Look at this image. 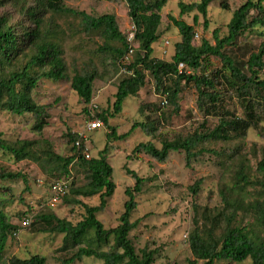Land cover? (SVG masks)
Listing matches in <instances>:
<instances>
[{"label": "trees", "instance_id": "16d2710c", "mask_svg": "<svg viewBox=\"0 0 264 264\" xmlns=\"http://www.w3.org/2000/svg\"><path fill=\"white\" fill-rule=\"evenodd\" d=\"M65 1L0 0V8L15 5L19 8L22 18L21 21L13 23L9 17L0 16V111L12 116H30L33 119L31 129L38 134L48 120L45 107L32 100V93L38 83L43 80L67 81L71 90L87 105L92 100L94 82L100 77L99 70L92 64L74 67L73 75L68 76L57 32L52 30L50 20L45 21L47 14L72 16L79 20L85 33H98L104 41L98 51L106 54L114 64L129 50L127 37L119 31L113 15L92 17L66 7ZM106 1H123L126 4L127 16L134 26V38L138 44L132 60L125 66L131 74L118 83L111 112L96 115L109 130L107 139L110 140L115 135L114 128L108 125V118L119 114L123 102L128 97L136 96L144 86L142 72L150 74L154 90L165 96L174 112L178 111L180 84L192 83L198 102H207L214 110L217 125L209 130L195 131L185 138L163 140L160 148L151 142L140 143L131 154L143 153L153 161L165 163L172 154L183 152L186 165L205 153L215 159L227 155L225 170L231 162L236 163L232 183L221 186L219 195L222 208L213 216L201 214L204 223L201 227L196 225L188 235L187 245L192 259H188L186 264H214L219 261L264 264V181L250 178L245 161L238 150L229 154L227 151L217 152L203 147L211 141L229 142L244 139L250 129H261L264 120V39L255 51L248 54L243 67L224 51L236 45L238 38L247 31L257 26L264 29V0H246L235 9L227 24V35L220 38L218 31H213V45L205 39H201L199 45H194L196 18L193 25H188L182 20L168 16L169 22L179 35L170 62L152 57V46L159 39L160 13L169 0ZM212 1L214 0H199L198 3L188 5L180 1L179 13L183 15L196 11L202 16L206 27L207 8ZM222 6L227 9V2L222 3ZM252 11L255 12L253 16L250 15ZM211 57L221 63V68L215 70L212 77L188 73L200 70L203 62ZM179 65H183V70L178 69ZM223 85H228L230 91L238 95L242 117L231 116L228 111H224L223 106H219L220 92L216 87ZM137 128L147 130L150 134L154 131L144 123H135L130 130ZM125 136H119L117 139H123ZM68 137L72 143L73 154L61 157L54 154L46 143L38 144L28 140L8 143L0 134V151L11 155L16 161L33 160L43 172L48 168L50 174L62 175L61 178L68 177L69 168L73 163L86 172L85 185L70 188L68 192L73 196V204L80 205L84 211V216L79 222L73 225L51 213H40L34 218L35 223L43 226L42 232L63 236L62 250H73L60 264H73L83 258H94L100 261V264H153L157 250L144 247L137 254L129 239L130 232L139 223V220L131 222L130 217L136 207L134 193L140 192L143 179L127 171L132 175L135 186L125 190L128 200L124 203L119 224L114 228L104 229L96 216L105 209L115 190L111 179L113 170L104 156L106 147L98 153L97 158L86 160L81 155L77 156V148L74 145L76 136L69 134ZM83 148L81 143L80 150ZM256 172L264 178V159L257 164ZM16 180H22L23 184L27 185V180L21 173L0 170V181ZM200 186L201 179L191 186L193 197L199 193ZM249 188L256 191V197L251 200L245 197L249 194ZM95 196L99 199L97 206H87L76 199ZM62 199L65 200L66 196ZM237 217H241L242 223L236 224ZM15 230L16 226L9 223L0 209V264H3L8 236ZM7 264H46V260L43 256L35 254L24 259L12 257L8 259Z\"/></svg>", "mask_w": 264, "mask_h": 264}, {"label": "rangeland", "instance_id": "374dc122", "mask_svg": "<svg viewBox=\"0 0 264 264\" xmlns=\"http://www.w3.org/2000/svg\"><path fill=\"white\" fill-rule=\"evenodd\" d=\"M180 1L186 5L199 2V0H169L164 6L160 13L159 39L152 46V57L155 59L170 62L174 45L179 41L178 32L169 22L168 16L182 20L188 25H193L196 18L194 45H199L201 39L213 45V31L217 30L220 38L225 37L232 12L246 0L212 1L207 8L206 27L202 16L196 11L180 15L178 8ZM224 2H227V9L222 6ZM64 5L92 17L113 15L119 31L128 39L129 35H133L129 40L133 51L130 54V61L132 60L138 44L134 38V26L127 16V7L123 1L66 0ZM250 15H255V12L252 11ZM0 16L9 17L13 23L22 19L19 8L12 4L0 8ZM47 20L51 21L52 30L57 32L69 77L73 75L74 67L85 64H92L99 70L100 77L94 82L92 100L85 105L71 90L67 81L43 80L33 91L32 100L37 105L45 107L48 114L46 126L38 134L31 129L33 119L30 116H12L0 111L2 139L8 143L21 140L34 141L38 144L46 143L54 154L61 157H69L73 154L69 134L76 136L75 141L82 136L81 143L84 147L82 151L89 154L91 159L97 158L98 153L106 147L104 156L113 170L111 179L115 190L108 199L105 209L97 214L98 221L104 229H111L119 224L124 203L128 200L125 190L133 189L135 186L132 175L127 173L131 171L143 179L140 192L134 193L136 207L130 217L131 222L139 220L137 227L129 234L136 253L139 254L141 249L147 247L149 250H157L153 264H186L188 259H192L187 245L188 235L196 225L201 227L204 223L201 214L213 216L222 208L219 192L223 184L232 183L236 163L231 162L225 170L224 162L228 159L227 155L215 159L205 153L186 165L183 152L172 154L165 163L153 161L143 153L136 155L131 153L140 143L151 142L155 147L160 148L163 140L185 138L195 131L212 129L217 125L214 110L210 108L209 103L198 102L197 92L192 83L180 84L177 112L172 110L169 103L162 106L165 96L154 90L150 74L142 72L144 86L136 96L128 97L123 102L119 114L108 118V125L115 130L114 137L107 139L109 130L105 125L91 132L85 131L90 113L97 115L111 112L118 83L129 75L125 69L127 63L114 64L106 54L100 53L98 48L104 43L102 37L94 32L85 33L78 19L69 15L47 14L45 21ZM263 39L264 29L257 26L240 36L236 45L228 48L224 53L243 67L248 54L255 51ZM164 41L168 42L167 47L163 46ZM164 50L166 53H163ZM220 68V61L211 57L203 62L200 70L188 73L212 77L214 71ZM216 90L220 92L219 106H223L224 111H228L231 116L242 117L238 95L231 92L228 85L216 87ZM135 123L147 124L154 131L151 134L141 128L131 131ZM123 135H126L123 139H117ZM203 147L217 152L227 151L229 154L238 150L245 161L250 178L264 181L262 175L256 172L257 164L264 159V120L260 130L250 129L244 139H234L229 142L211 141ZM0 170L21 173L27 180L26 186L22 180L0 181V209L9 223L16 226V234L8 236L3 264H7L8 259L12 257L24 259L35 254L43 256L46 264H60L73 250L70 248L62 250L63 236L42 232L43 226L35 223L34 218L40 213H51L73 225L83 218L84 211L80 205L73 204L71 193L67 194L66 199H62L56 207L47 206L48 185L62 175L50 174L48 168L43 172L37 162L16 161L11 155L2 151H0ZM68 177H71V189L79 188L87 182L86 172L76 163L70 166ZM199 179H201L200 190L193 197L190 188ZM38 181L42 183L39 184ZM252 188H249L246 199L251 200L256 197V191ZM76 199L87 206L99 204L98 196ZM24 214H29L33 220L28 229L21 227ZM240 223L242 219L237 217L236 224ZM100 263L94 258H83L73 264ZM214 264L236 263L219 261ZM241 264H249V262Z\"/></svg>", "mask_w": 264, "mask_h": 264}, {"label": "built area", "instance_id": "2783aa9c", "mask_svg": "<svg viewBox=\"0 0 264 264\" xmlns=\"http://www.w3.org/2000/svg\"><path fill=\"white\" fill-rule=\"evenodd\" d=\"M135 33V31H134ZM133 38V35H129V39L127 37V42L129 44V40H131ZM164 47L168 46V42L164 41L163 43ZM132 49L131 46L129 45V50L127 52V54L119 61L120 64H124L127 63L126 65H128L130 63V54L132 53ZM163 53H166V50L163 51ZM125 65V66H126ZM183 65H179L178 69L181 71L183 70ZM128 74H131L130 72H127ZM162 106H166L167 105V101L166 99H164L161 103ZM103 122L93 113H90L87 117V121L85 124V131L87 132H91L94 130H97L99 128H103ZM81 137H79L74 145L77 148V156L81 155L83 156L86 160L90 159L89 154H87L86 152H83L80 150V144H81ZM70 178L71 177H66V178H60L57 179L55 181H53L52 183H50L48 185V198H47V206L54 208L56 207L61 201L62 198L64 196H66L69 192L70 189ZM38 183H42L41 181H38ZM32 217L29 214H24L22 219H21V227L23 229H28L31 224H32ZM16 233H14L15 235Z\"/></svg>", "mask_w": 264, "mask_h": 264}, {"label": "bare ground", "instance_id": "6f19581e", "mask_svg": "<svg viewBox=\"0 0 264 264\" xmlns=\"http://www.w3.org/2000/svg\"><path fill=\"white\" fill-rule=\"evenodd\" d=\"M14 233H15V232H14ZM14 233H13V234H14Z\"/></svg>", "mask_w": 264, "mask_h": 264}]
</instances>
